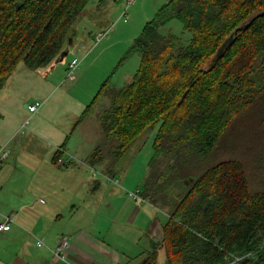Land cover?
Segmentation results:
<instances>
[{
	"label": "trees",
	"instance_id": "16d2710c",
	"mask_svg": "<svg viewBox=\"0 0 264 264\" xmlns=\"http://www.w3.org/2000/svg\"><path fill=\"white\" fill-rule=\"evenodd\" d=\"M92 1L0 0V90L20 62L35 67L59 59L68 31ZM175 18L188 39L162 29ZM131 49L140 53V66L131 81L110 89L101 115L115 156L158 127L155 151L172 172V161L210 155L264 99L255 64L262 55L264 65V0H168ZM186 175L164 172L141 190L153 204L161 198L173 207L164 239L141 264H159L161 248L163 264H225L231 254H247L240 264H264V190L250 191L243 164L217 162L190 185Z\"/></svg>",
	"mask_w": 264,
	"mask_h": 264
},
{
	"label": "rangeland",
	"instance_id": "374dc122",
	"mask_svg": "<svg viewBox=\"0 0 264 264\" xmlns=\"http://www.w3.org/2000/svg\"><path fill=\"white\" fill-rule=\"evenodd\" d=\"M95 1L98 0H93L87 6L88 10L94 6ZM124 1L118 0L120 9L110 20L108 17V21L107 19L104 21L106 16L103 13L93 14L90 10L86 14L82 13L67 33L65 46L68 48L66 50L68 54L65 55V62L55 61L53 64L32 67L22 61L15 69L11 80L6 83V89H9L8 92L11 94L8 95V102L0 99V221L3 215L18 211L23 205L32 202L35 195L40 193V189L36 188L39 182L46 183L51 176H55L50 174L51 170L55 169L51 167L53 163L48 162L49 160L45 157L51 152L47 153L42 147H36L35 141L40 140V137H46V133L39 126L48 125L54 118H58L61 106L63 110L71 107L70 109L73 110L70 111L71 115L77 114L73 121L65 122L69 125L67 135L71 134V137L68 143L49 139L50 142L46 141V144L52 147V152H60L57 157V167L65 169L74 164L81 166L87 164L90 167L88 163L75 155L74 151L84 139L87 142L88 140L95 142L98 139L99 143L103 142L99 118L111 104L110 89L123 86L131 80L130 78H133L141 63V55L131 49L133 38L140 34L146 22L154 18L159 8L168 0H137L128 9V22L118 19L125 6ZM107 3L106 6L109 5ZM100 24L103 25L95 26ZM113 24L115 25L105 38L106 41L95 43V34L98 32L95 28L108 29ZM162 29L168 33L182 35L184 39L190 37L189 32H184L183 23L176 18L169 20ZM85 44L87 48L83 49ZM92 48L94 50L91 51L84 67L80 65V68L76 70L75 78L77 79H69L67 62L74 56H78L83 61L84 52ZM261 60L262 55L255 63L259 72L256 77H264V65ZM46 71L49 72L48 77L43 75ZM60 82L63 84L60 85ZM257 85L264 86V80ZM66 98H72L70 103ZM63 99H65L64 102ZM36 100L45 101V103L40 111L32 114L29 105ZM82 100L93 107L88 119L80 123L78 118L83 110L80 105ZM72 101H75L74 106L71 104ZM73 126L76 127L75 132L70 131ZM49 130L53 133L52 127ZM157 131L158 127L145 131L122 156L114 155L115 157L112 158L113 166L116 167V173L112 176L118 180L114 184L124 186V192L127 195L129 190L134 191L138 187L144 191L147 181L150 179L156 181L157 177L164 172L168 175L173 174L174 178L187 174L185 181L187 185H190L193 181L192 177H197L203 169L228 159H236L243 164L251 192L264 190V99L254 105L253 111H246L237 119L210 155H195L184 165L179 163L175 165L172 161V165L176 166L172 172L165 170L171 163L163 162L162 155L159 157L155 151L154 141ZM113 144L114 141L109 140L104 148L108 150L109 147L110 150L115 145ZM60 159L61 161L70 160V162L65 165L60 162ZM100 167L101 164L95 165L99 171H101ZM60 192L56 191V194ZM168 193L172 192L168 191ZM155 206L158 207L157 215L163 220L168 219V211H171L172 205L158 198ZM62 213L64 214V211ZM18 224L19 228L16 226L12 231L0 233V264L33 262L36 253L42 249L36 242L37 237H46L44 235H47L46 232L50 229L66 232L64 227H70V224L50 220L48 223H43L44 228L42 223L37 224L39 228L36 229L33 223L28 221L27 215L25 221ZM235 255L240 256V254ZM165 258V253H162L159 264H163Z\"/></svg>",
	"mask_w": 264,
	"mask_h": 264
},
{
	"label": "crops",
	"instance_id": "0c3cea01",
	"mask_svg": "<svg viewBox=\"0 0 264 264\" xmlns=\"http://www.w3.org/2000/svg\"><path fill=\"white\" fill-rule=\"evenodd\" d=\"M106 1L108 2L109 0L95 1L94 6L89 9L93 14L98 12L103 13L106 16L104 17V21L106 19L108 21V17L110 20L120 9L118 8L120 6L118 0L114 3V0L108 3ZM106 3L109 5L106 6ZM88 8L85 9L83 14L88 13ZM110 10L112 11L110 12ZM118 19L123 20L121 13ZM101 25L103 24L95 26L99 27ZM114 25L109 28L112 29ZM97 27L95 28L96 31L107 29ZM104 41H106L105 38L101 42ZM65 45L61 57L56 60L57 62H65V55L68 54L66 51L68 48ZM86 48L87 44L83 46V49ZM93 50L94 48L84 52L83 61L81 59V66L84 67V63L88 60ZM69 62H67V66H69ZM48 73L46 71L43 75L47 76ZM81 74L82 70L80 72ZM12 75L7 83L11 80ZM130 79L132 80V78ZM131 80H128L126 83ZM62 82H60V85L63 84ZM6 85L0 90V99L8 102V95L11 92H8L9 89H6ZM66 99L69 102L72 98ZM41 102L42 105L38 111H40L45 103V101ZM85 102V100H82V104H80L83 107L78 118V122L80 123L88 119L87 117L92 109L90 108L86 116L82 117L88 107ZM71 104L74 106L75 101H72ZM62 108V106L59 108L60 114L58 118L60 119L54 118L48 125L39 126L46 133V137H40V140L35 141L36 147H42L44 152H51L45 157L49 160L48 162L53 163L51 167L55 169H52L50 174H54L55 176H51L46 183L39 182V186L36 188L40 189V193L35 195L33 201L23 205L20 210L10 214L14 222L9 231H12L16 226L18 227V222L25 221L26 215L28 216V221L33 223L32 225L36 229L39 228L38 225L40 223H48L50 220L56 223L64 222L66 225L70 224V227H64V231L66 232H62L60 229L55 231H51L50 229L46 232L47 235H44L46 237L41 236L44 245H38L42 249L36 253L37 255L34 257L33 262H29L28 264H141L148 253L154 249L155 245L164 239V220L157 215L156 210H158V207L143 196L141 200L131 198L130 195L124 192V186L120 184L115 185L114 182L109 180L108 177L115 178L112 175L116 173V167L112 163L114 160L112 158L115 157L114 146L110 150L109 147L107 150L104 146L107 141H114V138L109 137L105 133L101 118H99V124L103 132V142L99 143V139L95 140V142L93 140H88L87 142L84 139L82 144L77 145L78 150L76 149L74 151L75 155L83 159L90 167L87 164L82 165L83 167L74 164L65 169L57 167V157L60 152H52V147L47 146L46 141L50 142V140L55 139L56 142L66 141L68 143L71 134L69 136L67 135V127H69L67 123L70 120L73 121L77 116L76 113L71 115L70 111H73L70 109L71 107H67L66 110ZM38 111L30 112L35 114ZM70 117L73 118L70 119ZM66 121L67 123H65ZM47 126L49 128L52 127L53 133H51ZM75 128L73 126L70 131L75 132ZM98 164H101V171L95 168V165ZM137 189L141 190L140 187ZM56 191L60 192V194H56ZM62 211H64L66 216ZM34 227L33 229H35ZM42 228H44V224ZM38 231L41 232L39 229ZM64 235L71 242L66 260L57 258L53 252L58 240ZM41 237H37V239H41ZM162 253H165L163 248L159 250V257Z\"/></svg>",
	"mask_w": 264,
	"mask_h": 264
},
{
	"label": "built area",
	"instance_id": "2783aa9c",
	"mask_svg": "<svg viewBox=\"0 0 264 264\" xmlns=\"http://www.w3.org/2000/svg\"><path fill=\"white\" fill-rule=\"evenodd\" d=\"M137 0H125V6L121 12V18H123L124 21H128V9L129 7L134 4ZM111 28L106 29V30H101L96 32L95 34V43H99L101 42L104 38H106L110 32ZM80 64H81V59L79 57H74L70 62H69V66H68V78L69 79H74L75 78V73L76 70L80 68ZM42 102L41 101H36L32 104L29 105V110L31 112H36L38 111V109L41 107ZM76 158V157H75ZM60 162L62 164H68L70 162V160L67 161H61ZM110 181L115 182L118 180H115L116 178H112V177H108ZM128 194L130 196H132L134 199L138 200V199H142V195H141V190L137 189L134 191L129 190ZM14 222V219L12 217V215L8 214V215H3V219L0 221V233H5L8 232L11 229V226ZM37 244L39 246L44 245V241L40 238L37 239ZM71 246V242L69 240V238L67 236H62L58 243L56 244V247L54 248L53 252L55 254V256L59 259H67L68 256V249ZM244 257L243 256H238L235 254H231L228 257H226V263L225 264H240V262L242 261Z\"/></svg>",
	"mask_w": 264,
	"mask_h": 264
}]
</instances>
